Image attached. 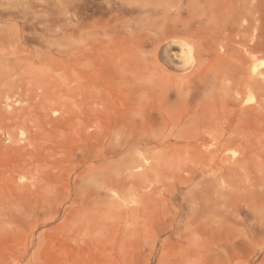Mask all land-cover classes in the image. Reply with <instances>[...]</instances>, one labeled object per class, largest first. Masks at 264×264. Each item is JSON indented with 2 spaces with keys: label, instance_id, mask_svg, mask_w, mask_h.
I'll list each match as a JSON object with an SVG mask.
<instances>
[{
  "label": "bare ground",
  "instance_id": "6f19581e",
  "mask_svg": "<svg viewBox=\"0 0 264 264\" xmlns=\"http://www.w3.org/2000/svg\"><path fill=\"white\" fill-rule=\"evenodd\" d=\"M95 1L0 0V110L30 128L10 131L19 186L49 197L73 180L138 235L151 196L174 190L161 264H264V0H104L131 17L115 72L96 57ZM170 44L191 54L182 76L159 64Z\"/></svg>",
  "mask_w": 264,
  "mask_h": 264
},
{
  "label": "rangeland",
  "instance_id": "374dc122",
  "mask_svg": "<svg viewBox=\"0 0 264 264\" xmlns=\"http://www.w3.org/2000/svg\"><path fill=\"white\" fill-rule=\"evenodd\" d=\"M123 1L132 3L134 0ZM148 1L154 0H143V3ZM103 2L104 0L95 1L97 10L94 20L101 37L98 41L96 57L104 62L106 69L115 72L113 66L124 61L127 44L123 28L131 17L125 13V10L109 12L102 9ZM188 54L191 55L179 45L170 44L163 47L159 64L170 74L182 76L189 71ZM259 60L261 63L264 62V57L260 56ZM33 84H36L34 85L36 87H33ZM56 84L58 85L57 82ZM45 86L39 82L28 84L31 97L38 100ZM6 88L7 90L9 88L6 84H0V90L4 89V95H2L3 91H0L2 98L5 96ZM37 90L39 92L36 93ZM11 92L13 94L11 96L14 97L12 100L19 102L20 95L14 96L16 90ZM24 94L19 98L20 100H23V97L26 99ZM1 106L0 259L3 262L6 264H161L163 245L167 236L161 235L160 226L164 218L168 217L163 198H168L174 190L169 192L161 187L160 191L151 196L148 201L149 209L147 212L142 211V214L149 215V221H152L154 227L150 229L151 231H143L138 235L141 224L129 225L123 217L118 219L116 213L110 210L108 198H100L94 205L87 200L83 201L81 193L77 191L76 185H73V180L69 179L57 184V195L49 197L42 188L30 185L20 187L22 180L17 174L19 170L17 167L28 156L12 142L10 134L12 133L17 139H25L30 136V128L23 126L14 114L6 116L3 110L4 104ZM3 127H7L6 130ZM19 134L23 137L20 138ZM54 182L56 184L57 181ZM48 199L47 205L45 201ZM171 207L173 206L170 204V209ZM157 240L158 247L154 251Z\"/></svg>",
  "mask_w": 264,
  "mask_h": 264
}]
</instances>
